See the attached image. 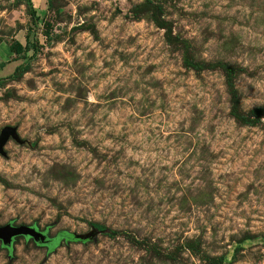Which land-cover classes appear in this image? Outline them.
<instances>
[{"label": "rangeland", "instance_id": "1", "mask_svg": "<svg viewBox=\"0 0 264 264\" xmlns=\"http://www.w3.org/2000/svg\"><path fill=\"white\" fill-rule=\"evenodd\" d=\"M2 58L0 225L70 237L0 264H264V0H0Z\"/></svg>", "mask_w": 264, "mask_h": 264}, {"label": "water", "instance_id": "2", "mask_svg": "<svg viewBox=\"0 0 264 264\" xmlns=\"http://www.w3.org/2000/svg\"><path fill=\"white\" fill-rule=\"evenodd\" d=\"M9 137L17 140L14 128L11 126H4L0 130V154H3L2 147ZM18 235L23 236L26 239H31L33 242L40 245H45L48 241L45 230H40L31 225H12L7 222L0 225V246L5 248L9 247L13 238Z\"/></svg>", "mask_w": 264, "mask_h": 264}, {"label": "trees", "instance_id": "3", "mask_svg": "<svg viewBox=\"0 0 264 264\" xmlns=\"http://www.w3.org/2000/svg\"><path fill=\"white\" fill-rule=\"evenodd\" d=\"M138 8H140L139 10H141V11H143V10H145V9H148V8H150V6H148V4H143V5H136L135 6V8H134V11H137V9ZM153 17V16H152ZM159 25L162 27V28H164L165 30H164V33H165V35H169L170 34V31L166 28V26H165V24L164 23H159ZM8 48H9V50L12 52V53H14L15 54V58L14 59H16V58H20L21 56L20 55H22L23 54V52H24V47L23 46H21V44L20 43H18L17 41H13L12 43H10L9 44V46H8ZM185 62H188V60H186L185 59ZM189 63V62H188ZM2 62H0V67L2 66ZM16 69H17V66H15L14 67V69H13V71L12 72H15L16 71ZM228 77V76H227ZM1 78V77H0ZM242 121H245V122H249V121H251V120H248L247 118L245 119V118H240ZM89 224V226L91 227V228H93L94 230H96V231H104V232H106V233H108L107 232V229H106V227L104 226V225H102V224H100V223H97V222H89L88 223ZM59 237H70V236H68L66 233H64L63 231L61 232V231H59V232H57L52 238H51V241L50 240H48L49 242H47L48 244H53V243H55L56 242V240L59 238ZM51 242V243H50Z\"/></svg>", "mask_w": 264, "mask_h": 264}, {"label": "crops", "instance_id": "4", "mask_svg": "<svg viewBox=\"0 0 264 264\" xmlns=\"http://www.w3.org/2000/svg\"><path fill=\"white\" fill-rule=\"evenodd\" d=\"M41 1V0H40ZM34 8V7H33ZM35 9V8H34ZM10 51V50H9ZM11 52V51H10ZM11 54V53H10ZM3 59V58H2ZM5 59V58H4ZM1 60L0 62H2V66L0 67V75H4L5 73H8L12 68L14 69V65H15V61L14 60H10L6 59V60Z\"/></svg>", "mask_w": 264, "mask_h": 264}]
</instances>
